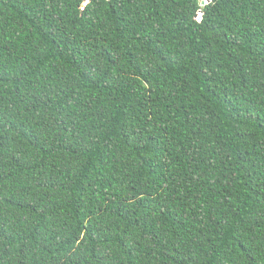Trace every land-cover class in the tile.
<instances>
[{
    "label": "trees",
    "instance_id": "16d2710c",
    "mask_svg": "<svg viewBox=\"0 0 264 264\" xmlns=\"http://www.w3.org/2000/svg\"><path fill=\"white\" fill-rule=\"evenodd\" d=\"M201 1L0 0V264H264V0Z\"/></svg>",
    "mask_w": 264,
    "mask_h": 264
},
{
    "label": "water",
    "instance_id": "95a60500",
    "mask_svg": "<svg viewBox=\"0 0 264 264\" xmlns=\"http://www.w3.org/2000/svg\"><path fill=\"white\" fill-rule=\"evenodd\" d=\"M200 4L203 5V2L200 0ZM201 18H202V14L199 13L196 17L197 21H201Z\"/></svg>",
    "mask_w": 264,
    "mask_h": 264
}]
</instances>
